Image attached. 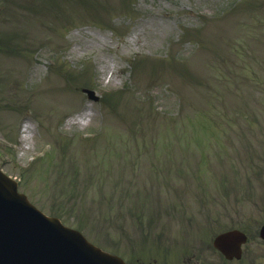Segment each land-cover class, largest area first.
I'll list each match as a JSON object with an SVG mask.
<instances>
[{
  "label": "rangeland",
  "instance_id": "374dc122",
  "mask_svg": "<svg viewBox=\"0 0 264 264\" xmlns=\"http://www.w3.org/2000/svg\"><path fill=\"white\" fill-rule=\"evenodd\" d=\"M65 1L10 0L0 12L2 36L25 46H0V140L17 136L0 164L19 189L134 264L166 262L131 236L130 217L156 195L174 216L185 205L218 206L231 221L242 214L254 233L264 222V131H254L264 126V0H104L103 16L93 9L102 0H72L60 11L76 13L62 17ZM107 20L112 29L95 24ZM79 62L84 73L71 76ZM85 84L116 95L94 102ZM49 140L50 158L21 167ZM160 209L153 236L165 231Z\"/></svg>",
  "mask_w": 264,
  "mask_h": 264
},
{
  "label": "water",
  "instance_id": "95a60500",
  "mask_svg": "<svg viewBox=\"0 0 264 264\" xmlns=\"http://www.w3.org/2000/svg\"><path fill=\"white\" fill-rule=\"evenodd\" d=\"M0 178L4 181L0 184L2 262L25 257L32 262L43 259L47 264H124L116 256L101 253L74 231L60 226L55 219L42 215L16 193L15 185L1 174ZM72 236H77L79 241H70Z\"/></svg>",
  "mask_w": 264,
  "mask_h": 264
}]
</instances>
